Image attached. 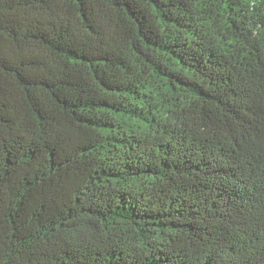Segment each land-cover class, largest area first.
Wrapping results in <instances>:
<instances>
[{
	"label": "trees",
	"instance_id": "1",
	"mask_svg": "<svg viewBox=\"0 0 264 264\" xmlns=\"http://www.w3.org/2000/svg\"><path fill=\"white\" fill-rule=\"evenodd\" d=\"M0 264H264V0H0Z\"/></svg>",
	"mask_w": 264,
	"mask_h": 264
},
{
	"label": "rangeland",
	"instance_id": "2",
	"mask_svg": "<svg viewBox=\"0 0 264 264\" xmlns=\"http://www.w3.org/2000/svg\"><path fill=\"white\" fill-rule=\"evenodd\" d=\"M258 27H256L257 29ZM256 32V30L254 31ZM157 102V107H155V109L157 108V110L155 111L156 115H159V117H161L163 120L165 121H169V123L173 124V125H177L178 127H180V122L181 120H179L175 114L168 112L167 109L165 107H163L161 105V103L159 101Z\"/></svg>",
	"mask_w": 264,
	"mask_h": 264
}]
</instances>
